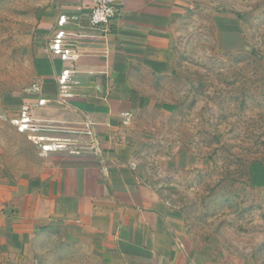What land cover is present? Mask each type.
I'll use <instances>...</instances> for the list:
<instances>
[{"label": "crops", "instance_id": "obj_1", "mask_svg": "<svg viewBox=\"0 0 264 264\" xmlns=\"http://www.w3.org/2000/svg\"><path fill=\"white\" fill-rule=\"evenodd\" d=\"M113 1L120 15L104 35L89 27L93 0H52L38 19L34 83L8 108L20 120L13 129L34 134L44 152L30 171L0 169V264L28 257L58 228L87 264H227L209 245L190 250L184 217L140 182L122 134L149 88L178 76L172 27L200 0ZM59 30L76 32L75 61L50 50ZM24 110L35 130H20ZM57 137H80L89 147L74 151ZM251 170L252 185L264 189V165Z\"/></svg>", "mask_w": 264, "mask_h": 264}, {"label": "rangeland", "instance_id": "obj_2", "mask_svg": "<svg viewBox=\"0 0 264 264\" xmlns=\"http://www.w3.org/2000/svg\"><path fill=\"white\" fill-rule=\"evenodd\" d=\"M51 4L0 0V169L13 175L44 152L34 134L13 129L20 120L10 108L34 83L36 26ZM172 30L178 76L149 88L122 131L138 179L184 217L191 251L209 245L227 264H264V189L251 183L253 164L264 165V0H200ZM64 233L53 230L9 264H87Z\"/></svg>", "mask_w": 264, "mask_h": 264}, {"label": "built area", "instance_id": "obj_3", "mask_svg": "<svg viewBox=\"0 0 264 264\" xmlns=\"http://www.w3.org/2000/svg\"><path fill=\"white\" fill-rule=\"evenodd\" d=\"M119 15L120 10L113 0H93L89 27L104 35L111 31L112 25ZM65 24H67L66 19L63 18L59 21V26L63 27ZM75 36L77 34L74 31H57L50 44V50L64 60L75 61L79 51L78 42L74 39ZM67 74L68 71L62 76L63 83L68 78ZM19 128L24 132L35 130L33 121L26 110L22 113V123Z\"/></svg>", "mask_w": 264, "mask_h": 264}]
</instances>
